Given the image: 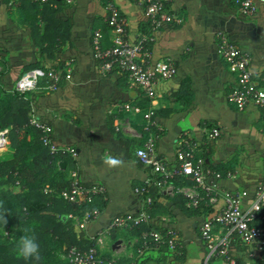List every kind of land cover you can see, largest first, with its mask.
Here are the masks:
<instances>
[{
	"label": "crops",
	"instance_id": "1",
	"mask_svg": "<svg viewBox=\"0 0 264 264\" xmlns=\"http://www.w3.org/2000/svg\"><path fill=\"white\" fill-rule=\"evenodd\" d=\"M108 3L119 12L124 39L135 42L148 27L136 0H52L35 5L23 0H0V81L6 86L20 71L34 67L63 72L68 69L69 77L61 79L56 89H37L24 97L30 101L32 115L49 125L51 141L57 147L75 150L74 158L63 154L71 161L64 167L74 168L82 184L104 189L103 196L92 204L98 216L84 223L83 228L77 226L79 215L65 213L81 245L93 244L112 217L138 212L141 197L133 187L150 174L134 156L142 142L133 136L141 131V114L122 108L128 103L142 111L148 107L149 99L123 73L101 70L93 53L95 32L102 48L111 46L119 36L107 26ZM164 12L173 13L179 21L160 24L140 56L147 64L167 59L175 66L170 77L153 87L155 153L170 165L181 132L199 143L205 141V164L232 174L208 182L218 192L243 191L241 207L245 208L257 185L264 183V129L256 107L249 104L238 111L226 102L235 75L217 55L214 33H224L231 44L244 50L250 57V70L259 73L264 68V2L257 3L251 15L239 13L231 0H168ZM124 117L128 118L127 125L122 122ZM117 125L119 129H115ZM203 128H216L218 135L206 141ZM6 144L0 148L5 157L2 160L9 159L13 152L7 139ZM35 146L36 152L40 151L42 145ZM34 152L35 149L30 155ZM109 156L120 159L122 164H105ZM56 171L51 170L49 176H55ZM191 184L189 179L174 177L154 188L159 198L151 205L152 220L159 227L173 228L180 245V258L173 264H199L205 252L197 231L202 217L194 215L181 198L191 191ZM202 205L213 212L222 206V199L219 195L212 203ZM143 231L115 228L101 232L100 242L95 245L99 257L121 264L171 263L165 259L156 261L153 251L137 252ZM212 231L216 236L223 233L219 226ZM236 249L231 254L245 259L243 252ZM209 264L228 263L213 258Z\"/></svg>",
	"mask_w": 264,
	"mask_h": 264
},
{
	"label": "built area",
	"instance_id": "2",
	"mask_svg": "<svg viewBox=\"0 0 264 264\" xmlns=\"http://www.w3.org/2000/svg\"><path fill=\"white\" fill-rule=\"evenodd\" d=\"M30 3L43 4L49 0H24ZM142 7L143 15L148 22L145 32H141L135 42L129 43L123 36L122 20L117 8L106 4L107 26L116 31L119 36L115 38L112 45L107 48L100 47L99 34H93V53L99 59V68L109 71L115 69L123 73L127 80L139 87L144 97L149 99V105L141 111L140 107H134L128 103L122 108L128 112H140L141 131L133 134L141 138L142 142L134 150V156L150 170L148 177L133 187L134 193L141 197V206L137 213H124L112 217L105 227L100 231L94 243L85 249L71 246L60 253V257L69 264H121L113 259L102 260L96 246L100 242L99 235L106 230L117 228H137L148 224L150 217L147 209L151 204V189H158L160 182L169 181L174 177L189 179L192 183L191 191L183 194L185 205L195 208L199 204L207 205L214 201V197L220 195L222 206L213 212L207 213L200 221L198 228L199 239L204 245V255L199 264H209L213 258L224 259L228 264L233 260L226 255L227 246L231 233H235L240 244L250 247V255L257 252L262 253L261 261L264 264V183H259L253 192L249 204L241 207L243 191L218 192L215 185L210 184L208 179H219L223 175L212 170L204 163L203 150L200 143L181 132L176 141L174 151V162L168 164L164 158L155 153L156 123L153 120L152 104L154 100V85L160 80L167 79L174 71V64L167 59L147 64L140 56L145 52L146 44L154 39V31L160 24L166 22H178L179 18L173 13L164 12V5L168 0H136ZM239 13L251 15L256 11L257 3L264 0H231ZM216 53L225 63L227 69L235 75V81L226 93V102L235 110H242L251 104L260 111L264 129V68L259 73H253L249 68L250 57L242 49L231 44L224 33H214ZM69 77L68 69L64 72L54 68L34 67L19 73L11 86V93L24 95L34 90H54L59 81ZM122 121L127 125L128 118ZM27 125L39 130L40 141L47 145L49 152L59 151L71 158L75 157V150L71 147H57L49 137V125L40 121L32 115L31 111L27 118ZM115 129H119L118 125ZM204 139L210 140L218 135L216 128H203ZM7 128H0V148L6 144ZM63 161V160H61ZM226 171L224 177H231ZM68 184L57 192V196L67 203L82 205L83 209L79 215L77 226L83 228L84 223L95 219L99 211L92 205L96 198L103 196V187L96 184H82L78 179L74 168L67 170ZM18 184L17 181L14 182ZM42 192H53L48 186L42 188ZM219 226L223 233L216 236L212 229ZM159 245L166 247L173 253L180 255V245L173 228H165L164 231H143L138 253L149 248H157Z\"/></svg>",
	"mask_w": 264,
	"mask_h": 264
},
{
	"label": "trees",
	"instance_id": "3",
	"mask_svg": "<svg viewBox=\"0 0 264 264\" xmlns=\"http://www.w3.org/2000/svg\"><path fill=\"white\" fill-rule=\"evenodd\" d=\"M51 1L49 0L47 4ZM53 1L58 3L61 0ZM13 81L8 82L6 86L0 81V128H7L6 139L10 148L13 149L9 159L0 161V204L3 205V207H0V214L7 211L5 213L7 224L4 225L3 221L0 220V228H2V231L4 230L8 233V236L4 238H2L0 233V264H52L54 261L58 262V260L62 262L61 264H69L60 257V253L64 249L71 246L85 249L92 245V242L87 245L84 243L81 245V243L77 242L72 232L71 219L66 218L65 215L68 211L72 214L80 215L83 209L82 205L67 203L57 196V192L68 184L67 170L69 169L67 167L59 169L57 161L62 157L65 158L66 163H70L71 161L68 156H64L59 151L49 152L48 146L42 144L39 139V130L26 124L30 114V101L27 97H24L25 94L17 95L11 93ZM39 120L47 124L46 121ZM32 139L35 143L31 144ZM39 143L42 146L40 147V151L36 152L35 145ZM200 147L203 150L202 154L205 158L208 151L207 143L201 140ZM34 149L35 152L30 155ZM210 168L220 172L215 168ZM51 170H57L58 173L51 177L49 176ZM225 172L221 171L220 173L224 176ZM15 181L18 184L14 188ZM44 185L51 188L53 192H42ZM150 195L152 200L150 207L147 209L150 217L148 224L131 229L164 231L165 228H168L159 227L155 224V220H152L150 213L151 205L159 198V195L155 189L150 190ZM174 196L180 195L175 194ZM181 198L185 203V198ZM189 209L192 210L194 215L201 216L202 218L205 214L211 212L208 207H203L202 204ZM199 225L197 226V231ZM24 228L34 229L37 243L40 246L39 261H25L18 259L16 256L14 251L15 244L20 236L24 234ZM236 248L240 252H243L245 259L231 254V252L237 250ZM146 250L149 252L153 251L157 255L156 261L165 259L167 262H171L169 264H173L180 258V255L170 251L166 245H159L157 248ZM249 251L250 247L240 244L235 233L230 234L226 255L233 260L231 264H244V262H248L249 260H252L253 264H263L261 261L262 253L257 252L255 255L249 256ZM142 262L140 261L139 264L145 263Z\"/></svg>",
	"mask_w": 264,
	"mask_h": 264
},
{
	"label": "clouds",
	"instance_id": "4",
	"mask_svg": "<svg viewBox=\"0 0 264 264\" xmlns=\"http://www.w3.org/2000/svg\"><path fill=\"white\" fill-rule=\"evenodd\" d=\"M105 164L110 167L119 166L122 164V161L118 158H113L111 156L106 157L104 160ZM0 207H3L0 204ZM5 211L3 214H0V220L3 221V224H7V220L5 219ZM24 234L20 236L19 240L15 244L14 251L18 259H23L25 261L28 260H40V246L37 243L36 236L34 234V229L32 228H24ZM7 233H5L6 235Z\"/></svg>",
	"mask_w": 264,
	"mask_h": 264
},
{
	"label": "rangeland",
	"instance_id": "5",
	"mask_svg": "<svg viewBox=\"0 0 264 264\" xmlns=\"http://www.w3.org/2000/svg\"><path fill=\"white\" fill-rule=\"evenodd\" d=\"M5 145H7V144H5ZM2 149V148H1ZM1 151V150H0ZM1 153V152H0ZM4 155V154H3ZM5 157L4 156H1V154H0V161H2V159H4ZM13 187L15 188V185H13ZM1 229V231H0V233H1V236H2V238H4V237H6V236H8V233H7V231H2V228H0ZM3 233V234H2ZM5 233H7L6 235H5ZM55 260H57V259H55ZM54 264H61L62 262L60 261V260H58V262H53ZM52 263V264H53Z\"/></svg>",
	"mask_w": 264,
	"mask_h": 264
},
{
	"label": "water",
	"instance_id": "6",
	"mask_svg": "<svg viewBox=\"0 0 264 264\" xmlns=\"http://www.w3.org/2000/svg\"><path fill=\"white\" fill-rule=\"evenodd\" d=\"M57 165H58V167H59L60 169H63L64 166H65V161H60V162L57 163Z\"/></svg>",
	"mask_w": 264,
	"mask_h": 264
}]
</instances>
